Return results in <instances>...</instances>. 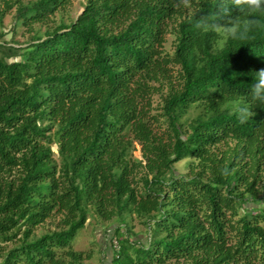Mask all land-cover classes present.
I'll return each mask as SVG.
<instances>
[{"label":"trees","instance_id":"obj_1","mask_svg":"<svg viewBox=\"0 0 264 264\" xmlns=\"http://www.w3.org/2000/svg\"><path fill=\"white\" fill-rule=\"evenodd\" d=\"M73 1L0 0V264H264V0Z\"/></svg>","mask_w":264,"mask_h":264},{"label":"rangeland","instance_id":"obj_2","mask_svg":"<svg viewBox=\"0 0 264 264\" xmlns=\"http://www.w3.org/2000/svg\"><path fill=\"white\" fill-rule=\"evenodd\" d=\"M85 0H74L73 5L68 10L67 15L65 18L69 19H75L78 14L81 12L82 9V3H84ZM5 23V31L10 30L11 27V19L9 16H7L4 19ZM19 28L18 34L16 38L20 41L25 40L26 36H22ZM44 30V27H41V31ZM11 33L7 32V37L10 38ZM170 38L168 37V41L166 43V48L169 49L170 44ZM53 150H55V146L52 145ZM136 158H140L139 153V146H136V151L133 153ZM185 162H181L176 164V168L179 171H185ZM58 224V218L49 220L46 222L44 227L39 228L36 230V233L39 234L40 232H43L44 230H54L56 228V225ZM133 230L134 232L140 234L139 237L143 233V229L140 225L136 224V222L133 224ZM112 234V227L108 226L107 223L101 222L96 216L89 215L87 218V222L84 226V228L80 229L75 237L73 238L71 245L74 250L77 251H83L88 254H90V258L86 259L83 264H110V259L112 255L111 246L110 243V236ZM6 249L10 248V245L5 247Z\"/></svg>","mask_w":264,"mask_h":264},{"label":"built area","instance_id":"obj_3","mask_svg":"<svg viewBox=\"0 0 264 264\" xmlns=\"http://www.w3.org/2000/svg\"><path fill=\"white\" fill-rule=\"evenodd\" d=\"M110 243H111V247H112V248H114V249H118V243H117L116 239L111 238V239H110Z\"/></svg>","mask_w":264,"mask_h":264}]
</instances>
